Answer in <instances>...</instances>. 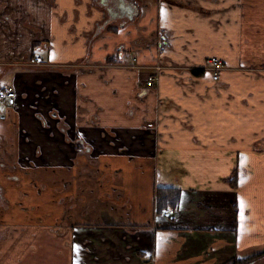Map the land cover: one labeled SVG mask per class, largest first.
Masks as SVG:
<instances>
[{
    "label": "crops",
    "instance_id": "obj_1",
    "mask_svg": "<svg viewBox=\"0 0 264 264\" xmlns=\"http://www.w3.org/2000/svg\"><path fill=\"white\" fill-rule=\"evenodd\" d=\"M263 251L264 0H0V264Z\"/></svg>",
    "mask_w": 264,
    "mask_h": 264
},
{
    "label": "trees",
    "instance_id": "obj_2",
    "mask_svg": "<svg viewBox=\"0 0 264 264\" xmlns=\"http://www.w3.org/2000/svg\"><path fill=\"white\" fill-rule=\"evenodd\" d=\"M180 198V190L173 187H159L156 192V203L157 210L161 213L163 210L172 209L177 206L178 200ZM263 252L257 253L255 255H261ZM255 255H251L245 258H233L226 264H235L249 259Z\"/></svg>",
    "mask_w": 264,
    "mask_h": 264
},
{
    "label": "built area",
    "instance_id": "obj_3",
    "mask_svg": "<svg viewBox=\"0 0 264 264\" xmlns=\"http://www.w3.org/2000/svg\"><path fill=\"white\" fill-rule=\"evenodd\" d=\"M224 68H225V62L221 58L212 56L208 59L207 69L213 72L214 80L219 79V74ZM153 83H154V76L151 75L148 80V85L152 86ZM3 95L10 104H13L15 102L16 92L11 88L7 89Z\"/></svg>",
    "mask_w": 264,
    "mask_h": 264
},
{
    "label": "rangeland",
    "instance_id": "obj_4",
    "mask_svg": "<svg viewBox=\"0 0 264 264\" xmlns=\"http://www.w3.org/2000/svg\"><path fill=\"white\" fill-rule=\"evenodd\" d=\"M164 67H161L159 69H156L158 72H160ZM102 217V215H93V219L95 218L96 220ZM235 264H264V253L261 255H255L253 257H250L247 260L237 262Z\"/></svg>",
    "mask_w": 264,
    "mask_h": 264
},
{
    "label": "flooded vegetation",
    "instance_id": "obj_5",
    "mask_svg": "<svg viewBox=\"0 0 264 264\" xmlns=\"http://www.w3.org/2000/svg\"><path fill=\"white\" fill-rule=\"evenodd\" d=\"M102 1H113V2H116V1H124V0H102ZM54 115H56V113H54ZM78 146V144H77Z\"/></svg>",
    "mask_w": 264,
    "mask_h": 264
}]
</instances>
